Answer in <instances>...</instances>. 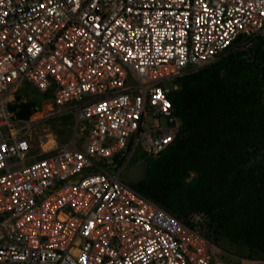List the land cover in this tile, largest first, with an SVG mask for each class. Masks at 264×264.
<instances>
[{
  "label": "built area",
  "instance_id": "built-area-1",
  "mask_svg": "<svg viewBox=\"0 0 264 264\" xmlns=\"http://www.w3.org/2000/svg\"><path fill=\"white\" fill-rule=\"evenodd\" d=\"M256 36L264 0H0V264H225L200 214L184 224L120 173L178 134L171 81ZM25 82L50 95L19 117Z\"/></svg>",
  "mask_w": 264,
  "mask_h": 264
},
{
  "label": "trees",
  "instance_id": "trees-1",
  "mask_svg": "<svg viewBox=\"0 0 264 264\" xmlns=\"http://www.w3.org/2000/svg\"><path fill=\"white\" fill-rule=\"evenodd\" d=\"M234 47L171 81L180 130L158 156L145 157L144 175L130 186L186 225L202 215L210 242L227 239L263 258L264 37ZM17 94L12 108L19 117L50 95L40 96L28 82ZM61 119L64 126L74 123L72 115Z\"/></svg>",
  "mask_w": 264,
  "mask_h": 264
},
{
  "label": "rangeland",
  "instance_id": "rangeland-1",
  "mask_svg": "<svg viewBox=\"0 0 264 264\" xmlns=\"http://www.w3.org/2000/svg\"><path fill=\"white\" fill-rule=\"evenodd\" d=\"M241 39H242V37H240L239 40L233 42L231 47L235 46L234 48L236 49V47L239 45ZM248 45H250V42H248L247 44H243V43L241 44L240 43V48L247 47ZM248 53H250V52H248ZM38 93L41 96V93L40 92H38ZM24 94H25V91H21L19 93V95H21V97ZM16 95H18V94H16ZM30 95L31 94H29L28 96H30ZM22 99L25 100V98H23V97H22ZM61 117L62 116H60V120H58L57 118H53V120L51 119L48 122V124L52 130L54 129V127L57 130V131H54V130L53 131L55 132L57 142L59 145L67 143L72 138V134L74 132V130H73L74 123L72 125H69V126H64L63 124H61L63 121V119H61ZM158 120L160 121V123L162 125L166 124V121L162 117H160ZM156 121H157V119H154V117L151 113H147L145 116V119H144V125H145V127H151L156 123ZM144 156H145V154H143L141 152L140 147H137L135 152H133L130 155V157L125 162V164L121 170V173H120V179L123 182L130 185L132 181L138 180L139 178H141L144 175V171H145V163H144L145 158H144ZM201 218H202V215H201ZM213 244H215L217 246V248L215 249L216 256L219 258V260H221L225 264H247L246 258H250V259L258 258V257H249L248 253H247V249H245V248L240 249L235 244L228 241L227 239L220 238L217 241V243H213ZM217 264H220V263H217Z\"/></svg>",
  "mask_w": 264,
  "mask_h": 264
},
{
  "label": "crops",
  "instance_id": "crops-1",
  "mask_svg": "<svg viewBox=\"0 0 264 264\" xmlns=\"http://www.w3.org/2000/svg\"><path fill=\"white\" fill-rule=\"evenodd\" d=\"M17 93H18V92H17ZM42 95H43V94H42ZM45 98H47V97H45ZM45 98H42V100L45 99Z\"/></svg>",
  "mask_w": 264,
  "mask_h": 264
}]
</instances>
